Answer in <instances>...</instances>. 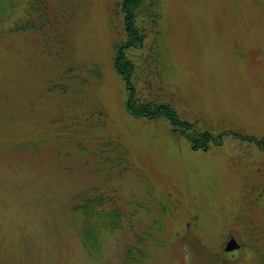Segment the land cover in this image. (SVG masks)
<instances>
[{"label":"rangeland","instance_id":"rangeland-1","mask_svg":"<svg viewBox=\"0 0 264 264\" xmlns=\"http://www.w3.org/2000/svg\"><path fill=\"white\" fill-rule=\"evenodd\" d=\"M161 1L166 81L178 110L215 131L263 136L264 0ZM61 15L60 60L44 54L38 34L0 37V264H122L129 229L107 237L95 258L80 245L68 198L89 186L115 190L127 209L139 204L138 231L156 229L159 219L163 243H147V264H264V144L227 134L221 145L193 149L168 122L129 115L112 64L123 33L113 1L65 0ZM70 63L97 68L86 98L72 87L47 91ZM76 105L81 115L94 105L107 113L106 130L128 149L132 167L119 172L94 157L97 137H48ZM19 129L40 138L38 149L12 142ZM81 140L85 153L74 145ZM230 235L241 243L232 255L223 249Z\"/></svg>","mask_w":264,"mask_h":264},{"label":"trees","instance_id":"trees-1","mask_svg":"<svg viewBox=\"0 0 264 264\" xmlns=\"http://www.w3.org/2000/svg\"><path fill=\"white\" fill-rule=\"evenodd\" d=\"M112 1L116 13L122 16L123 25V33L112 45V64L124 83V109L129 115L168 122L171 132L183 137L193 149L207 150L210 146L221 145L227 134L242 140L255 141L260 147L264 144V135L255 137L239 131H215L204 120L187 118L178 110L174 92L166 81V36L161 0ZM64 2L65 0H0V37L38 34L44 54L57 60L62 59L65 52L64 32L67 29L61 15ZM70 15L74 19L77 14L71 12ZM98 77L96 67L70 63L48 81L46 88L48 93L74 90L79 98H86L94 86L91 79ZM71 87L72 90H69ZM77 105L69 108L70 119L63 122L64 129L54 130L53 127L48 137L53 134L52 139L60 141L62 135L59 134L83 132L85 137H97L93 139L98 145L94 152V157L98 160L106 161L119 172L132 167L128 149L117 135L106 130L107 113L94 105L81 115L76 113L79 110ZM54 119L63 121L60 113ZM73 124L81 129L75 128ZM22 134L19 129L13 135L12 142L19 145L29 144L34 150L38 149V142L33 140L38 139L40 142L39 137L25 138ZM74 145L81 153L86 152L82 140ZM107 153H114L115 156L112 158ZM119 201L120 197L115 190L105 191L98 186L86 187L68 198V212L75 220L80 245L88 256L95 258L101 254L107 237L122 229H129L131 240L123 246L121 263L147 264L150 256L147 243H163L159 235V219H154L156 229L146 226L138 231L134 227V215L136 207L140 205L127 209ZM191 243L194 244L193 241ZM200 248L197 247L196 250Z\"/></svg>","mask_w":264,"mask_h":264},{"label":"water","instance_id":"water-1","mask_svg":"<svg viewBox=\"0 0 264 264\" xmlns=\"http://www.w3.org/2000/svg\"><path fill=\"white\" fill-rule=\"evenodd\" d=\"M239 243L235 240L234 237H230L225 244L224 250L231 251L233 249L239 248Z\"/></svg>","mask_w":264,"mask_h":264},{"label":"flooded vegetation","instance_id":"flooded-vegetation-1","mask_svg":"<svg viewBox=\"0 0 264 264\" xmlns=\"http://www.w3.org/2000/svg\"><path fill=\"white\" fill-rule=\"evenodd\" d=\"M234 252V251H233ZM230 254H232V252H230Z\"/></svg>","mask_w":264,"mask_h":264}]
</instances>
